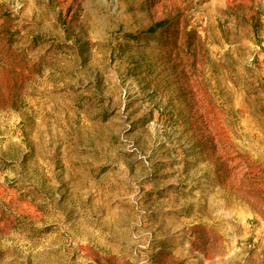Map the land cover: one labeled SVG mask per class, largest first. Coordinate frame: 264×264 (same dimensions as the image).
I'll list each match as a JSON object with an SVG mask.
<instances>
[{
    "label": "rangeland",
    "instance_id": "1",
    "mask_svg": "<svg viewBox=\"0 0 264 264\" xmlns=\"http://www.w3.org/2000/svg\"><path fill=\"white\" fill-rule=\"evenodd\" d=\"M0 264H264V0H0Z\"/></svg>",
    "mask_w": 264,
    "mask_h": 264
}]
</instances>
